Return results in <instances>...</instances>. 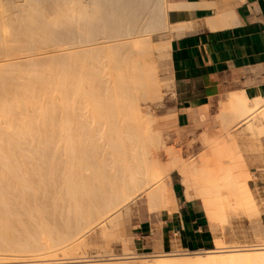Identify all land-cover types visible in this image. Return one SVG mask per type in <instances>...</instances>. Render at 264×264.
I'll return each mask as SVG.
<instances>
[{"label":"bare ground","instance_id":"obj_1","mask_svg":"<svg viewBox=\"0 0 264 264\" xmlns=\"http://www.w3.org/2000/svg\"><path fill=\"white\" fill-rule=\"evenodd\" d=\"M167 4L166 0H0V72L2 73V68H4V72L7 71L5 73H8L6 69L8 68L10 71V63H14L15 67L11 69L12 74L15 69L20 72L19 68L21 70L24 68L23 66L16 68L15 64L20 65L21 61L22 63L26 61L24 64L27 66L24 65L25 70L21 71L25 76L21 72V75L18 72L13 75L14 77L17 76V78L20 76L24 78L14 79L12 74L9 76L10 73L7 74L9 77L0 76V119H4L5 126H9L7 130L4 127L5 131L3 130L4 125L0 129V157H4L2 160L8 157V160H11V156L14 158L17 155L19 159H22L24 156L29 155L28 157L33 159L30 156L34 151L33 147H31L32 151L28 152L30 149L29 145H33L32 141L30 143L27 142L29 147L27 151L23 148V144L27 139H29L27 141H30V138L36 137L35 134H39L41 126L54 125L55 115L53 111L56 113V110H54L55 107L52 104L55 102L53 98H58L55 102L57 107L63 103L59 98L60 96H55V93H61L64 96L63 98L61 95L64 101L61 109L64 108L66 113L68 111L67 117L63 115L64 117L61 116L59 118L62 122L61 125H64V123L69 125H65L66 128L69 127L67 132L69 143L66 144L65 142L66 152L63 154L66 159L62 161L54 160V164L49 162L53 167L49 166L47 162L50 169H48V173L45 171L49 175V179L44 172L47 177L46 186L42 184V181L44 183L45 180V176L43 177L42 173L38 174L39 177L44 178L42 181L36 180L37 178L33 181L34 177L27 176L28 173H26V169L24 170L27 160L24 162L25 164L20 165L23 167H20V169H23L26 175L22 172L23 175H15L14 180V176L11 174L17 171L16 165L21 162L17 158L19 162L15 165L16 167L14 166L15 171L11 170L13 165L6 159L0 163V166L4 168V172L11 173L8 178L12 180L13 177L12 183L8 179L7 182L10 183L7 184V182L3 181L5 175L0 176V185H5L1 184L2 182L6 183L7 190L5 191L7 193H13V188H21L20 192L23 199L30 200L31 197V200L34 198V200L42 201V203L50 201L49 199H54V197L61 198L65 195L66 197L64 196V198L68 200L62 199V201H68L70 203L69 206L73 208V212L70 207V209L67 208V211L70 210L69 212L74 216L73 218H76L75 221L77 220L80 224L84 223V228L87 230L85 232H89L88 230L96 226H104L117 238L120 237L123 244L122 254H113L108 250L105 254L108 256L106 258H87L81 253L83 254L82 256L77 254L79 258L75 257L72 260L63 258L64 260L59 261L37 262L35 259L26 264H75L76 262L89 261L91 263L94 262L93 264H264V244L249 248L218 246L217 249L201 252H182L181 249H176L173 250L175 252L152 255L153 257L149 256L150 258H146L148 257L146 256L142 258L141 262L137 261L136 263L135 259L141 256L136 255L134 249L131 250L126 247L128 241L121 235L124 224H129V216H131L129 206L139 198H144L150 209L160 207L163 211H174L178 208L171 181V173L173 171H176L180 176L185 198L187 200L200 198L203 210L207 216H216V214H219L218 210L222 209L224 205H241L250 208L256 206L252 191L247 185L250 171H248L245 156L237 157L236 159V157L233 158V155L231 157V154L226 151L238 146L235 136L230 135L228 132L232 124L235 125L234 122L237 119L242 120V122L252 120L248 124L250 129L258 126L257 129L259 127L261 129H259V132L264 130L263 95L249 96L243 93L234 94V92V95L231 94L226 102L227 108L224 107L223 111L221 110L220 114L218 113L220 118L216 119L222 120L221 123L225 130L223 131L230 137L221 140L217 136V139L214 140L216 138L214 136V141L212 139V141H209L206 137L208 136L207 133L203 132L204 134H202L204 136L202 143L205 146H211L213 150L218 152L222 151L220 152L222 154L217 155L216 152L213 157H208L207 154L203 153L200 157L192 156L184 159L179 150L166 146L164 136L162 137V135L160 136L154 132L155 129H152L153 125H149L153 121L148 119L151 118L149 117L151 115L148 116L149 113H146V107L143 106L144 110L140 105L141 102H144L139 101L141 99L151 98L152 100L154 97L159 98L161 86L171 85L172 81L171 74L167 77V81H163L159 74L164 65L170 64V39H166L163 42H154L153 37L160 38L166 31L172 34L173 32L179 34L186 30L188 32L185 23L170 24L168 22L167 9L174 5L168 6ZM174 8L179 9L180 5L174 6ZM181 8H183V5ZM220 16L223 17L222 19L225 18V15ZM207 21V24H215L212 19ZM225 21L227 22V20ZM225 21L222 20L221 22ZM218 24L220 26L215 25V28L223 25L222 23V25ZM186 25L191 29L190 24L187 23ZM184 26L186 27L185 31ZM207 27L211 26L207 25ZM153 34L156 36L152 37ZM20 55H25L26 58L21 59ZM44 61L46 62L43 63ZM39 62L45 65H39ZM5 64L9 67L6 68ZM46 70L49 72L47 77L42 74L43 71L46 73ZM25 71L28 75L25 74ZM53 71L55 72L53 73ZM60 71L63 74H60ZM50 72L53 74H50ZM55 73L58 74L56 75ZM132 90L135 92L134 94ZM52 95L54 97H51ZM59 99L62 102L60 104ZM249 99L252 101V105L246 106L245 103ZM222 104L225 105V103ZM33 105L39 108V111H37L39 113L35 114L36 116L34 117L25 115L24 113L28 112V110L33 111L31 110L34 107ZM29 106H31L30 109L28 108ZM26 107L28 110L26 109L23 112V108ZM125 109L129 110L127 112L130 113L129 117L131 120L127 117L128 113H126L127 115L125 114ZM202 109L204 110L200 109L201 111L199 110L198 115L195 117L199 121H203L208 116L207 111H205L207 108ZM5 118L9 119V125ZM126 119L132 122L135 119L134 122L137 120V123L132 126L129 124L128 129H125L124 127L127 125L125 124ZM257 120H261V123L255 124ZM39 125L41 126L39 127ZM61 127L65 129V127L59 126L56 128L58 131L54 129L55 132H61ZM53 128L55 127L53 126ZM44 129L42 128V131H46ZM47 130H51V128ZM54 130L51 132L53 133ZM64 132L66 130L63 131V137L66 135ZM175 132L177 131L175 130L173 134ZM47 133L48 131L46 135ZM125 133L126 135L122 139L121 136ZM52 135L50 136H56ZM60 136L58 142L64 140L61 134ZM40 137L42 138V136ZM46 137H44L45 141ZM225 141H232V144L225 143ZM34 142L36 143L37 141L35 140ZM56 143L54 145H57ZM62 144L64 143L62 142ZM150 145L151 147H149ZM47 146L50 147L48 144ZM40 147L44 148L46 146L41 145ZM40 147H36L35 151ZM48 147L46 148L47 150ZM60 149L65 151L63 148ZM54 150H56L55 147ZM41 152L45 153L44 150L40 151V153L38 151V157ZM52 152L55 153L53 150ZM55 154L58 155L57 153ZM40 156L43 155L41 154ZM165 157L167 158L166 162L164 161ZM35 159L33 161H37ZM41 162L39 164L43 165L44 163ZM233 163L235 166L237 165V168H233ZM33 165L38 167L37 162ZM60 165L65 167L61 166V168ZM34 167L32 169L28 168V170L31 171ZM238 167L240 170L242 168V170L240 171ZM32 172L30 174H33ZM1 174L3 175V172ZM40 185H43V188H40ZM57 187L60 190L64 188V193H60V190L59 192H53V189H57ZM223 188L227 189L228 194L223 193ZM2 190H4L3 187ZM28 190L31 191L28 192ZM5 195L9 196L10 194ZM227 195L232 197V201L227 200ZM0 197H2V193ZM8 198L6 199L7 201ZM9 203L12 202L9 201ZM5 204L6 206L8 205L7 202ZM43 205L45 206L46 204ZM50 205L51 209L49 210L51 211L52 204ZM13 206L15 207L16 205ZM53 207L56 206L54 205ZM0 208H2L1 205ZM64 208H60V211ZM12 209L14 210L15 208ZM23 211H25V208ZM50 211L47 212L50 213ZM222 211H220L221 214L224 213ZM3 213L5 212L3 211ZM7 215L10 216V214ZM219 215L215 218H219ZM68 217L66 220H69ZM60 220L59 217L58 221ZM85 224L90 226V229ZM77 227L79 226L77 225ZM76 230V232L79 231L78 228ZM79 237L82 238V236ZM78 239L80 240V238ZM70 240L71 237L69 236L66 240H60L59 243H67ZM71 241L74 242V239ZM59 243V247H63ZM79 244H81V241ZM39 246L37 245L35 248L38 249ZM23 247L25 248L26 246L24 245ZM251 251H255V255L250 253ZM256 253L263 254V257ZM200 254L204 257L201 258ZM197 256L200 258H197Z\"/></svg>","mask_w":264,"mask_h":264},{"label":"rangeland","instance_id":"obj_2","mask_svg":"<svg viewBox=\"0 0 264 264\" xmlns=\"http://www.w3.org/2000/svg\"><path fill=\"white\" fill-rule=\"evenodd\" d=\"M171 34H172L171 32L168 33L166 31V32H164V35L161 36L160 38H158V37H155L154 38L153 36H156L154 34L152 35V37L154 39V42H163L166 39H170ZM20 56H21L20 57L21 59H23V58L25 59L26 58L25 55L24 56L23 55H20ZM23 61H25V60H23ZM45 62L46 61H44L43 63H45ZM24 63H22V61H21L20 65H18V64L16 65L15 64V66H16V68L17 67L19 68V66H23L24 68L23 67L22 68L25 70V66L26 65ZM10 64H11V69H14L15 68L14 65H13L14 63H10ZM41 64L42 63H40L39 65H41ZM5 65H6L5 66L6 68L9 67V66H7V64H5ZM8 65H9V63H8ZM47 65H48V63H47ZM2 69L1 70L3 72L2 73L0 72L1 73L0 76L1 75L2 76H8L7 75L8 73H10L9 76H11V74H12L11 73V69H10V71H9L8 68L6 69V70H8V73H5L7 71L4 72V68H2ZM23 69L21 70V68H19L20 72L23 71ZM26 71H25V74H26ZM17 72L20 74V72L19 71H16V69H15L14 72H13V74H12V78L14 77L13 75L15 73L17 74ZM54 72L55 71H53V73ZM57 72H59V71H57ZM3 73H5V74H3ZM21 73L23 74V72H21ZM48 73L49 72L47 70H46V73H45V71L42 72V74L45 75L46 77H47ZM53 73L50 72V74H53ZM61 73L63 74V72L60 71V74ZM55 74L57 75L58 73H55ZM159 74H160V77L163 78V81H167V77L169 76V74H171L170 73V64L164 65ZM26 75H28V74H26ZM21 78H24V77H21V76L19 78H17V76L14 77V79H21ZM169 91H170V85L169 84H166V85L161 86V88H160V97L159 98L154 97V98H152V100H151V98H148V99H145L146 101L145 100H142V99L139 100V101H144V102H141L140 105H141L142 109H144L143 106L146 107V109H147L146 110V113L147 114L149 113L148 116L151 115V116H149L151 118H148V116H147V118L153 120L151 122L152 124L151 123L149 124L148 122L147 123L150 126L153 125V128L152 129H155L154 130L155 133H158V135H160V136L162 135V137L163 136L165 137V140L164 141L166 143V146H168V147H174L176 150H179L181 156L184 157V159L189 158V157H192V156L193 157H200L201 154H203V153L204 154H207L208 157L215 156V153L216 152H217L216 153L217 155L218 154H222V153H220L222 151H220V150H219L220 152L215 151V150H213L211 148V146H205L202 143V138L204 137L202 134H204V133H207L208 136H206V137L208 138L209 141H212L215 137L216 138L214 140H216L217 139V136H218V139H221L222 140V139L229 138L230 135H234L235 138H236V140H237L238 146H236L237 148H233V149L228 150L226 152H228L229 154H231V157H233V156H234L233 158L236 157V159H237V157H241V156L244 157L245 156V159L247 161L248 171H250L249 172L250 173V176H249V178H247V185L251 189L252 194H253V197H254V201L256 203V206H252L251 208L250 207H246V206H241V205H237V206H234L233 205L234 207L233 206H230V205H228V206L227 205H224V207L222 209H219L218 210L220 215L219 214H216V212H215L216 216H214V215L207 216L206 212L203 210L204 208L202 207L201 199L200 198H194V200L191 201V203L194 204L195 208L198 211H201L206 216V218L208 220V223L210 225V229L215 233V238L213 240V245L214 246L211 249H205V250L202 249V250H193V251H188V250H181V251L182 252H201V251H208V250L217 249L218 246H229V247H232V246L234 247L235 246V247H240V248H249V247L256 246L258 244H264V132H263L264 130L261 131L262 133L259 132L260 127H259V129H257L258 126H256V127L254 126L252 129H250L248 124L251 123L252 120L243 121L242 122V120L237 119L236 122H234L235 125H233V124H232V126L230 125L231 127L229 128V131H228L230 133V135L227 136L226 132L224 133V131H225L223 129L224 126L221 123L222 120H220V119L216 120V119L219 117V114H220L219 112H221V110L223 111V108L224 107L227 108V106L225 105L221 110H219V107L222 105V103H224L226 101V98H227V96L229 95L230 92L227 93V94H225L222 99L220 98V100H218V105L216 106V110H210L209 111V121L207 120V117H206L203 120L202 125H199L200 122L199 121H196V122H191L190 125H188V126L180 127V126L177 125V122H176V114L174 112H172L171 110H168V108H167V103L170 101ZM132 92H133V90H132ZM134 93L135 92H133V94ZM54 95L55 96H60L59 98L64 103L63 99L61 98V95H62L61 93H55ZM54 95H52L51 97H54ZM248 95L251 96V94H248ZM63 98H64V96H63ZM53 99L55 100V102H56V99L58 100V98H56V99L53 98ZM61 100L59 101V104L62 103ZM55 102L52 103L53 106L55 107L54 110H56V113L59 112L58 113L59 116H58V114H56L55 111H53V113L55 115V122H54V125L53 126L55 128H53L52 125H50L51 127L50 126H47V125H46V127L45 126L42 127L41 125H39V127L41 126V128L39 129L40 132L38 131L39 134L38 133H37V135L35 134V136L37 138L36 137H32L34 139L30 138L31 139L30 141H27V140H29V139H27L25 141V143L23 144V148L26 151L30 147V149L28 150V152L29 151H32L31 150V147H33L32 149H34V151H35L36 147H40L41 145L42 146L43 145L46 146V147H44L46 149L48 147L47 146V144H48L50 147H48V150L46 149L47 151L44 148H42V147H40L41 149L40 148H37V150H36L37 152L39 151V153H40V151H43L44 150L45 153L41 152V154L43 156H40L41 155L40 154L39 157H38L37 154H39V153H37L36 151H35L36 152L35 153L33 151L34 153L33 152L31 154L29 153L30 156H31V158H33V159H30L28 157L29 155L28 156H24L23 158L21 157L22 159H19L18 158L19 156H17V155H16L17 157L15 156L14 158H12L13 156H11L10 157L11 160L10 159L8 160L9 157L7 159L5 158L6 161L11 162V164L13 165V167L11 168V170L13 169L12 171H15L16 170L15 167L17 166L16 167L17 168V171H15V173L17 172V174H15L14 172L12 174L10 173L12 176H14V180H15V175L16 176H21V175H23L22 172H24L25 175H26V173H28L27 176H29V177L31 176V178L34 177L33 178L34 180L32 179L33 181H35V178H37L36 180H39V181L40 180L42 181L45 178L44 183L42 181V184L44 185L45 184V181H46V178H47L45 176V173H46L45 171H47V173H48V169H50V168H48V164H49V166L53 167V165H51V163L54 164L55 163L54 160H61L62 161L64 159H66L65 158V155H63V154L66 152V150H65L66 144L69 143V137H67V132L69 131V129H68L69 127L66 128L65 125H67V126H69V125L68 124H65V123H64V125H61L62 122L60 121L59 118H61V116H63V115H66V117H67L68 111L66 113L65 112L66 110L64 108H62L63 109V111H62L61 107L63 106V103L61 104V106L58 105V107H57L56 104H55ZM245 104H246V106H251L252 105V101L249 99V100L246 101ZM30 107L31 106H29L28 108L30 109ZM26 109H27V107L26 108H23V110H24L23 112H25ZM38 109L39 108L37 106L36 107L34 106L31 109L33 111H29L27 109L28 112H25L24 114L27 115V116L34 117V116H36L39 113V112H37V111H39ZM125 111H126L125 114L128 113V115L127 114L126 115H127V117H129V114L130 113L127 112L129 110L128 109H125ZM130 111H133V110H130ZM61 113H62V115H60ZM1 118H4V117H1ZM128 119H130V117ZM0 121H1L0 129L4 125L3 126V130L5 131V128L7 130L9 128V126H5L4 119L3 120L0 119ZM5 121L8 123L9 119L5 118ZM59 121H60V123H59ZM134 121H135V119L133 120V122L132 121H129V120L127 121V119H126V123L125 124H127V125L125 126V124H124V126H125L124 128L125 129H128L129 124H131V126L132 125H135L137 123V120H136V122H134ZM130 122H132L133 124L130 123ZM218 122H220V123L218 124ZM258 122L261 123V120H257V122L255 121V124L256 123L258 124ZM147 123H146V125H148ZM8 125H9V123H8ZM59 126H63V127H65V129L61 127L60 129L62 131L59 132V133H56L55 130L58 131L56 128L59 127ZM42 128L43 129L46 128V129H44L46 131H42ZM50 128H51V130H47V129H50ZM219 129H220V131H219ZM53 130H54V132L52 133L51 131H53ZM64 130H66V132H64V133H66V135H64V137H63V131ZM175 130L177 132H175V134H173V132ZM47 131H48L47 135H49V134L52 135L53 134L52 136H54V135H56V136H54V137H51L50 135L47 136L46 135V132ZM49 131H50V133H49ZM223 133H224V135H223ZM40 134H42V135H40ZM60 134L62 135V138L65 140L64 141L62 139L63 141H60L61 143L58 142L60 140L58 138L61 137ZM125 135H126V133L123 134V136H121V135L120 136L123 139L125 137ZM40 136H42V138ZM65 136H66L67 139L65 138ZM68 136H69V133H68ZM44 137L47 138L46 139L47 142L45 141V138ZM49 137H51V138H49ZM48 138L51 139V140H49ZM39 139H40V141H38ZM42 139H44L43 142H42ZM35 140L37 141L36 143L34 142ZM50 141H53V142H50ZM54 141L58 142V143L55 142L57 145H54L55 144ZM123 141H125V140H123ZM27 142L28 143L31 142L33 145H31V146L29 145V147H28V145H27L28 143ZM62 142L64 144L66 142V144L64 145V144H62ZM50 143H51V145H50ZM225 143L232 144V141H225ZM58 145L59 146L61 145V146L59 147ZM54 147L56 148V150H54ZM67 147H68V145H67ZM149 147H151V145ZM204 147H206V149H204ZM58 148L59 149L60 148H63L65 151H63L61 149L59 150ZM57 149H58V151H57ZM237 149H238V151H236ZM52 150L55 153H57L58 155L59 154L60 155L59 156L56 155L55 153L52 152ZM48 151H50L52 153H50ZM59 151H62V152L59 153ZM228 153H227V155H228ZM223 154H224V152H223ZM32 155H34V156H32ZM46 156H47L48 159L46 158ZM60 156H61V158H60ZM253 156H255V157H253ZM3 158L4 157H2V158L0 157V159H1L0 160V163L5 160V159L2 160ZM16 158L19 159L22 163L19 162V161H17ZM24 158H25V161H24ZM34 158H36L35 160H37V161H33ZM14 159H16V160H14ZM28 159L32 163L34 162L33 164H35V162H37L38 163V167L37 166L34 167V165ZM49 159H50V161H48ZM13 160L16 162L15 164H14ZM26 160H27V163L29 162L28 164L27 163L26 164L24 163V162H26ZM232 160H234V159H232ZM39 161L41 163H44V164L43 165L41 164L42 165L41 166L39 164L40 163ZM164 161L165 162L167 161V158L166 157L164 158ZM18 162H19V165H16V164H18ZM47 162H48V164H47ZM49 162H51V163H49ZM23 163L26 165V167L24 165V170L26 169L25 170L26 173H25V171H23V169L22 170L20 169V167H21L20 165L23 164ZM45 163L47 164V166H46ZM28 165H30V166H28ZM233 165H232L233 168H235L237 166V165L235 166L234 163H233ZM31 166L34 167L35 170L34 169L33 170L35 172L33 170H31V171L28 170V168H30V169L33 168ZM61 166L62 165H60V167ZM1 167L2 166H0V168ZM62 167H65V166H62ZM239 167H238V169H239ZM21 168H23V167H21ZM36 168L38 169L37 172H36V170H37ZM3 169L4 168L2 167L1 170H0L1 172H3V175L1 174L0 176H4L5 175V179L3 181L7 182L8 179H9L11 181V183H12L13 177H12V180H11V178H8V176L10 177L11 175L8 174V173H6L7 171L4 172ZM43 169H45V170H43ZM238 169H236V170H238ZM11 170H10V172H11ZM239 170H238V172H240L242 170V168H241L240 171ZM8 172H9V169H8ZM30 172H32L33 174H30ZM18 173H20V175H18ZM39 173L40 174L42 173L43 177L44 176L45 177L44 178L39 177L38 176ZM6 174H7V176H6ZM47 176H48V179H49V175L48 174H47ZM171 181H172V184H173V190H174V194H175L176 199H177L178 207L179 206H182L185 202H187V199L184 196V192H183V188H182V185H181L180 176L177 174L176 171H173L171 173ZM47 182H48V180H47ZM8 183H10V182H7V184ZM1 184H5V185H2V186L0 185V191L2 193V197H0V199L2 198V200L0 201V205L2 207V208H0V209H2V210H0L1 211L0 214L1 213H2V215H4V214H6V215L7 214H10V216L9 215H7V216L4 215L3 217H1L2 215L0 216V219H1L0 220V264H26V263H29L31 260H35V259H36L37 262H43V261L44 262H52L54 260L55 261H59V260H64V259L65 260H67V259L68 260L69 259L72 260V259H75V257L76 258L77 257L79 258L78 255L82 256L83 254L85 256H87V258L88 257L89 258H106L108 256H106L105 254L108 252V250L111 251L113 254H117V255H120L123 252V244L121 243L120 237L117 238L115 235H113V233L107 227H104V226H101V227L100 226H96V227H93L92 229H90V226H88L87 224H85V225H87V227H89L88 229H90V230H88L89 232H85L86 229L84 228V223H81V224H83V225H81L77 220L75 221L76 218H73L74 216L69 212L70 210L73 209V208H71V206H69L70 203H68V201H62V199L68 200L67 198H64L65 195L63 197H61V198L60 197H58V198L57 197H54V199H49L50 201H46V202H43L42 203V201L39 202L38 200H34V198H32V200H31V197H30V200L29 199L28 200L27 199H23V197L21 195V192H20L21 191V188H19V189L13 188V190H14L13 193H11V192L10 193H7L5 191V190H7L6 189V183L2 182ZM43 185H40V188ZM45 186H46V184H45ZM2 187H3L4 190H2ZM59 188H60V186H59ZM63 189L60 190L57 187V189L56 188L53 189V192H55V191L56 192H59V190H60V193L63 194L64 193V190ZM62 190H63V192H62ZM29 191H31V190H28V192ZM222 191H223V193L228 194V191H227L226 188H223ZM1 193H0V195H1ZM5 194H10V195L9 196H6ZM11 194H13V195H11ZM55 194H57V193H55ZM62 194H60V195L62 196ZM15 195H16L17 198L15 197ZM57 196H59V195H57ZM8 197L9 198L10 197H14L17 200L14 199V198H12V199L10 198V200H9ZM7 198H8V201L6 200ZM52 200H54V202H52ZM59 200H60V202H59ZM227 200L232 201V197L230 195H227ZM4 201L7 202V204H8L7 206L5 204L6 202H4ZM9 201L12 202V203H9ZM28 201L31 204L27 203ZM1 202H2V204H1ZM47 202L49 203V205L52 204V210L51 211L49 210V209H51L50 208L51 205L49 207V205H48ZM4 204H5V207L6 208L4 207ZM10 204L11 205L12 204L13 205H16L19 208H23V209L25 208V211H23V209H19L16 206L14 207L13 205H12L13 206L12 207ZM43 204H46V205L44 206ZM54 205L56 207H53ZM64 205L66 206V208H64L65 207ZM12 208H15V209L13 210ZM36 208L37 209L40 208V209L37 210ZM60 208L61 209L64 208V209L60 211ZM67 208L70 209V210L67 211ZM5 209L6 210L7 209H10V210H7V213H6V210ZM129 209H130V214H131V216H129V224H124V226H123L124 228L122 227V230L123 231H122V234L121 235L123 237H125L127 239V241H128L126 247L129 248V249H131V250H133L131 244H132V238H133L132 237V231H135L136 230V229H134V227H136L138 225L142 226L143 224L156 225V223H159L160 215L164 211L160 207H155L154 209H150V206L148 205V203L146 202V200L144 198H139V199H137V201H135L134 203L130 204ZM26 210H28V211L26 212ZM43 210H44V212H43ZM46 210L48 212L50 211V213H48ZM3 211L5 213H3ZM13 211H15V212H13ZM220 211H222L224 213L221 214ZM28 212H29V214H27ZM67 212L70 213V214H68ZM72 212H73V210H72ZM23 213H25V214H23ZM33 213L35 214V216H34ZM45 213H47L48 215L45 214ZM52 214H53V216H51ZM56 214H57V216H56ZM218 215L220 217L219 218H215V217H218ZM221 215H222V217H221ZM68 216H70V217H68ZM213 216H214V218H213ZM4 217H6V218H4ZM59 217H60V219L63 222L61 220L58 221L59 220ZM67 217H68L69 220H66ZM40 218H42V219L40 220ZM70 219H73V220H70ZM65 222H66V224H65ZM76 222H78V223H76ZM77 225L79 227H77ZM76 227L79 229L78 232H76L77 231L76 230L77 229ZM32 234H33V236H32ZM74 234L76 236H78V237H76ZM28 236H30V237H28ZM66 236L68 238L70 236L71 237V240L74 239V242H72L70 240L69 241L70 244H69L68 241H67V243H63V244L62 243H59L60 240H62V239L63 240H66V238H67ZM79 236H82V238L79 237ZM53 237H55V238L53 239ZM78 238H80V240ZM82 240H83V242H82ZM80 241H81V244L82 245L79 244ZM24 242H25V244H24ZM47 242H49L48 244H49V248L50 249L48 248V244H46ZM58 243L60 245H62L63 247H59ZM27 244H28V246L30 244L31 245L28 247ZM36 244L37 245H40L38 247V249L35 248V246H37ZM24 245L27 248L26 247L24 248L23 247ZM53 245H54V247L55 246L56 247L54 248ZM41 246H43V247H41ZM58 249H60V250H58ZM80 251H82V252H80ZM181 251H179V252H181ZM156 252H158V253H145L144 254V253H137L136 252V255L141 256V257L135 259L136 260V263H137V261H140L141 262L143 260L142 258H145L146 256H148L146 258H150V257H153L152 255H159V254L165 253L162 250H157ZM172 252H175V251H172ZM70 253H72V254H70ZM81 253H83V254H81ZM250 253H253L255 255V251H251ZM74 255H77V256H74ZM257 255H259L260 257H263L264 256L263 254H257ZM142 256H144V257H142ZM199 256H197V258H200ZM203 257L204 256L201 255V258H203ZM57 258H58V260H56ZM76 263H78V262H76ZM93 263L94 262L91 263V261H89V262H81V263L79 262L78 264H93ZM100 263H103V262H100ZM48 264H52V263H48ZM66 264H69V263H66ZM70 264H73V263H70Z\"/></svg>","mask_w":264,"mask_h":264},{"label":"crops","instance_id":"obj_3","mask_svg":"<svg viewBox=\"0 0 264 264\" xmlns=\"http://www.w3.org/2000/svg\"><path fill=\"white\" fill-rule=\"evenodd\" d=\"M166 3L180 5L179 9L173 6L167 10L168 22L185 23L188 28V32L184 26L185 32H173L170 37L172 81L167 108L176 114L178 126L199 121L195 117L202 108H207L209 121V111L216 110L218 100L229 92L225 105L233 92L264 96V0H166ZM205 19H212L215 24H207ZM218 23L223 25L215 28L220 26ZM199 122L202 125L203 121ZM191 201L174 211L162 212L156 225L134 227L132 248L144 254L158 253L157 250L211 249L215 233L206 216Z\"/></svg>","mask_w":264,"mask_h":264}]
</instances>
